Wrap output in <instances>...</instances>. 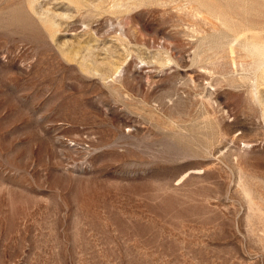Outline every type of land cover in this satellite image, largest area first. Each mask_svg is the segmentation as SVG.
I'll use <instances>...</instances> for the list:
<instances>
[{
  "label": "rangeland",
  "instance_id": "rangeland-1",
  "mask_svg": "<svg viewBox=\"0 0 264 264\" xmlns=\"http://www.w3.org/2000/svg\"><path fill=\"white\" fill-rule=\"evenodd\" d=\"M0 264H264V0H0Z\"/></svg>",
  "mask_w": 264,
  "mask_h": 264
}]
</instances>
